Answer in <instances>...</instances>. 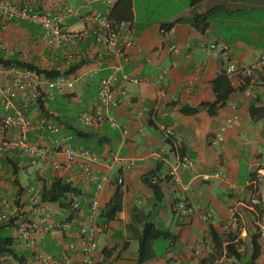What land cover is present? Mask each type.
<instances>
[{
  "label": "crops",
  "instance_id": "1",
  "mask_svg": "<svg viewBox=\"0 0 264 264\" xmlns=\"http://www.w3.org/2000/svg\"><path fill=\"white\" fill-rule=\"evenodd\" d=\"M8 1L16 7L28 3L27 0ZM131 1V23L135 31L131 36L133 46L128 50L129 62L121 66L119 60L104 56L101 64H86L68 75L75 79L72 91L56 95L53 102L43 104L46 117L59 128L57 136H71V146L88 149L103 161L115 156L132 159L134 163L123 175L121 185L116 183L120 174L117 164L109 169L103 165L95 167L111 178L99 193L101 212L115 197L120 199L121 212L113 221L98 219L109 227L110 234L108 237L96 235L92 264H136L138 237L147 222L167 230L171 239L153 242L154 258L146 264H176L178 260L181 264H245L253 240L259 247L255 264H264V239H260L251 226L249 210L251 199L264 200V126L258 125L264 118V85H254L260 73L246 81V87L256 93L255 99H246L239 91H234L215 116H209L201 107L202 103L214 101L212 82L223 74L228 63L247 66L264 54V0H203L193 9L191 0H138L139 9L136 0ZM32 3L38 12L73 6L88 22V29L93 26L89 21L90 13L96 9L106 10L101 0H32ZM192 13L206 17L204 33L191 26ZM162 24L172 26L160 29ZM65 25L73 30L81 28L80 22L72 18ZM35 27L18 20L4 23L0 13V40L16 50L26 48L25 44L31 41L30 59H40L30 63L63 73V49L47 48L40 40L41 29L37 33ZM91 41L90 36L86 37L84 45L89 46ZM207 41L224 42L228 50L224 54L205 55L200 47ZM173 45L180 49L177 54L167 51ZM48 57L50 63L46 61ZM113 73L118 77L128 73L143 79L141 83L126 85L130 101L114 111L118 122H128L126 135L107 124L85 127L79 120V115L94 104L99 81ZM164 88L166 96L162 97ZM119 90L118 85L117 95ZM169 97L173 100L169 101ZM65 106L77 111L76 119L69 121L60 116L59 107ZM186 108L196 112L184 114L182 109ZM11 112L0 101V116ZM28 116L33 121L44 117L38 107H31ZM15 135V128L0 132V147ZM217 136H222L223 140L213 141ZM166 138L182 149V159L194 164L193 170L179 172L181 183L178 186L166 176L178 158L177 151L171 152L165 143ZM26 140L37 145L42 142L31 133L26 135ZM53 160L59 165L57 170L52 168L50 160H41L34 165L37 166L34 183L21 185L16 177L31 166L29 157L19 149H10L0 161V200H11L28 186L40 193L55 179L65 182L70 179L76 195H68L63 203L47 205L53 220L67 222V230H52L32 238L35 250L54 258L67 252L72 264H82L79 256L70 255L68 245L78 240L79 226L89 213L85 201L94 192V183L85 181L76 167L68 166L64 155L59 154ZM213 173L220 176L214 178ZM204 175L209 179L204 181L201 178ZM29 176L26 174L24 179ZM147 183L158 187L162 195L159 202ZM72 201L78 203L76 214L68 211ZM180 202H185L190 211L178 212L176 204ZM229 208L237 210L243 227V232L234 240L221 229ZM204 212L212 215L207 222L201 219ZM257 217L264 224V212L257 211ZM27 218L35 223L40 219L27 206L23 212H13L11 221ZM0 228L12 237L6 224H0ZM203 237H208L209 244L198 255L185 252L187 245ZM228 244L236 247L241 259L235 260L226 254ZM13 246L29 264L31 251L15 240Z\"/></svg>",
  "mask_w": 264,
  "mask_h": 264
},
{
  "label": "built area",
  "instance_id": "2",
  "mask_svg": "<svg viewBox=\"0 0 264 264\" xmlns=\"http://www.w3.org/2000/svg\"><path fill=\"white\" fill-rule=\"evenodd\" d=\"M101 1L106 10L96 9L90 13L89 21L93 23V26L89 29L87 28L88 22L83 18L79 9L70 5H63L55 11L38 12L34 5L29 2L16 7L8 0H0V13L4 23L18 20L37 26L42 31L40 40L47 48L63 49L64 72L73 64L81 62L101 64L104 61V56L119 60L121 66L126 65L129 62L128 50L133 46L131 36L135 31L134 26L131 22L113 21L109 18L110 10L119 0ZM70 18L80 22L81 28L73 30L66 27L65 23ZM88 36L91 37L92 41L89 46H85L84 41ZM227 50V44L221 41H207L200 47V51L205 55L224 54ZM167 51L171 54H177L180 49L173 45L169 46ZM0 52L6 57L16 55L17 59L24 63H28L31 57L30 47L16 50L7 46L2 40H0ZM257 72L260 75L254 80V85L260 87L264 85V54L247 66L228 63L223 73L230 86L239 91L244 98L250 100L256 98V93L246 86L241 87L246 80L253 78ZM63 73L53 79H48L34 70L19 66L4 67L0 65V101L6 110L12 111L10 114L0 116V132L11 128L16 130L15 137L0 147V161L10 149H19L22 154L29 157V165L34 166L41 160H50L52 168L57 170L59 165L53 158L62 154L66 157L68 166L76 167L85 181L94 183V192L85 201L89 213L83 217L79 226L78 240L76 243L68 245V252L71 256H79L82 264H92V255L97 247L96 235L103 234L108 237L110 234L109 227L99 222L98 219L102 214L99 193L103 184L109 182L111 178L106 172L95 167L103 165L109 169L111 165L117 164L120 174L116 183L121 185L123 175L134 167V163L132 159L115 156L103 161L88 149L71 146L69 143L71 136L58 137L59 128L52 121L45 118L33 121L28 116L30 108L36 107L40 99L50 103L55 100L56 95H65L73 90L74 77L66 76ZM141 82H143L141 77L128 73H121L120 77L113 73L102 78L98 84L94 104L88 111L79 115V120L85 127L107 124L112 129H118L122 135H126L129 124L128 122H118L114 111L130 101L125 90L126 85ZM118 85L120 90L117 95L115 91ZM161 96H166L165 88L161 91ZM168 100L172 101L173 98L169 97ZM258 125L264 126V118L258 121ZM28 133L41 138V144L28 143L26 140ZM222 140V136L213 139V141L218 142ZM186 169L193 170V162L177 158L166 176L174 185L178 186L181 183L179 172ZM212 176L218 178L220 175L213 173ZM201 178L205 181L209 179V176L204 175ZM222 178L226 180L224 175ZM66 182L69 183L70 179H67ZM47 205L41 201L40 193L34 187L28 186L13 199L0 200V224H6L12 238L20 242L25 249L31 251L29 264H60L61 262L72 264V259L67 252L61 254L59 258H54L35 250V242L32 236L52 230L64 232L68 228L65 220L55 221L52 219V212ZM27 206H30L33 213L40 217L38 223L33 222L30 218L11 221L13 212H23ZM176 207L180 213L190 211L185 202L176 204ZM249 207L252 214L251 226L257 231L259 238L264 239V224L257 217V211L264 212V200L253 198L250 200ZM68 211L74 214L78 213V203L70 202ZM211 217L209 212L201 214L203 222L209 221ZM221 229L229 237L240 235L243 232L241 217L236 209H228L226 218L221 222ZM208 244V237H203L197 242L187 245L184 250L190 255H198L202 248ZM0 264L19 263L9 255L0 254ZM176 264H181V262L178 260Z\"/></svg>",
  "mask_w": 264,
  "mask_h": 264
},
{
  "label": "trees",
  "instance_id": "3",
  "mask_svg": "<svg viewBox=\"0 0 264 264\" xmlns=\"http://www.w3.org/2000/svg\"><path fill=\"white\" fill-rule=\"evenodd\" d=\"M27 1L33 4L32 0H27ZM202 1L203 0H191L190 7L193 9ZM109 18L113 21L131 22L133 18L132 1L131 0L117 1L109 12ZM13 21L14 20H12V22ZM190 24L196 31H198L201 34L204 33L207 28L206 17L204 15H198L196 13H192L190 17ZM171 26H172L171 24H162L160 29H163L164 27L170 28ZM86 64H88V62L73 64L69 69L65 70L63 74L66 76L73 74L77 69L81 68ZM0 65L4 67L19 66L22 68L34 70L38 74L43 75L48 79H53L61 74L59 71L54 69H42L31 64L30 62L28 63L21 62L17 59L16 55L6 57L2 52H0ZM246 81L244 82V85H242L241 88L246 86L247 84ZM212 89L215 95L214 101L211 103L201 104V107L206 109L209 116H215L217 111L224 106L228 97L234 91H236L230 86L224 73L215 78V80L212 82ZM44 103L46 102L40 99L36 107L40 109L41 114L44 116L43 118L46 119L47 117L43 109ZM182 112H184V114H194L196 110L186 108V109H182ZM251 116L255 117L253 113H251ZM165 143L168 144L171 152L177 151L176 154L178 155V159H182L181 148H178L176 145H174L173 142L170 140V138H166ZM13 173L15 174V171ZM147 184L154 192L156 201L159 202L162 199V195L159 193L158 187L155 184H151V183H147ZM72 194L76 195L75 189L71 187L70 183H67L61 179L53 180L48 188H42V190L40 191L41 201L47 204L63 203L67 201L66 197ZM120 212H121V202L118 197H115L108 202L106 209L104 210V212H102L101 214L102 220L104 222L113 221L117 218ZM232 237H233L232 240H234L235 236ZM170 239H171V235L167 230H161L149 222L145 223L138 237L136 264H146L147 262H149L154 258V253L152 249L153 242L158 240L169 241ZM13 243H14V239L5 233L3 231V228H0V254L9 255L13 257L19 264H27L25 263L24 258L16 253ZM226 254L234 258L235 260L241 259L240 253L237 251L236 247L233 244H228L226 246ZM258 257H259V247L257 243L253 240L250 245V256L245 264H255Z\"/></svg>",
  "mask_w": 264,
  "mask_h": 264
},
{
  "label": "rangeland",
  "instance_id": "4",
  "mask_svg": "<svg viewBox=\"0 0 264 264\" xmlns=\"http://www.w3.org/2000/svg\"><path fill=\"white\" fill-rule=\"evenodd\" d=\"M136 8L137 9H139V2H138V0H136ZM34 30L38 33L39 32V28L38 27H35L34 28ZM37 44H34V46H36ZM25 46L26 47H32L33 45H32V42L30 41V43L29 42H27L26 44H25ZM33 48V47H32ZM50 57V56H49ZM49 57L48 58H46V61L48 62V63H50V59H49ZM40 58H32V59H30L29 58V60H28V62H34L35 60H39ZM43 66V65H42ZM41 67V66H40ZM39 67V68H40ZM43 68V67H42ZM43 69H45V68H43ZM55 103H53V104H51V105H54ZM70 107H68V106H65V107H59V114H60V116H62L63 118H65V119H68L69 121H71V120H74V119H76V115H77V111H72L71 109H69ZM73 110H75V109H73ZM37 166H28V167H26L25 168V171L24 172H22V173H20V175L19 176H17L16 177V179H17V181L21 184V185H24V184H33L34 183V179H33V177H34V174H35V171L37 170V168H36ZM22 174V175H21ZM26 174H28V175H30L29 177H27L26 179H24V176L26 175ZM158 241H161V240H158ZM156 250V246L154 247V251ZM156 252V251H155Z\"/></svg>",
  "mask_w": 264,
  "mask_h": 264
}]
</instances>
